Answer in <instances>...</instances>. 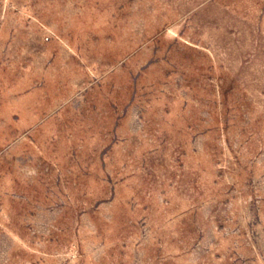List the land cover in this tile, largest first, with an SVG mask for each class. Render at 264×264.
Wrapping results in <instances>:
<instances>
[{
	"label": "rangeland",
	"instance_id": "rangeland-1",
	"mask_svg": "<svg viewBox=\"0 0 264 264\" xmlns=\"http://www.w3.org/2000/svg\"><path fill=\"white\" fill-rule=\"evenodd\" d=\"M0 264H264V0H0Z\"/></svg>",
	"mask_w": 264,
	"mask_h": 264
}]
</instances>
